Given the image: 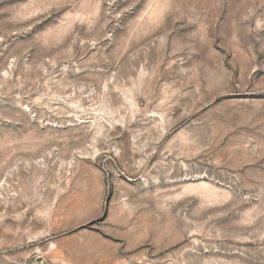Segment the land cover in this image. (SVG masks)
Wrapping results in <instances>:
<instances>
[{
	"label": "rangeland",
	"instance_id": "1",
	"mask_svg": "<svg viewBox=\"0 0 264 264\" xmlns=\"http://www.w3.org/2000/svg\"><path fill=\"white\" fill-rule=\"evenodd\" d=\"M0 264H264V0H0Z\"/></svg>",
	"mask_w": 264,
	"mask_h": 264
}]
</instances>
